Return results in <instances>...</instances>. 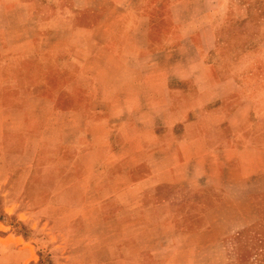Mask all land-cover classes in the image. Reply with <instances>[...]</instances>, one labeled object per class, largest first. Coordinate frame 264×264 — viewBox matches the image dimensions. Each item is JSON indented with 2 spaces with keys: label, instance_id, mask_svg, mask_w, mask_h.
<instances>
[{
  "label": "crops",
  "instance_id": "0c3cea01",
  "mask_svg": "<svg viewBox=\"0 0 264 264\" xmlns=\"http://www.w3.org/2000/svg\"><path fill=\"white\" fill-rule=\"evenodd\" d=\"M245 2L0 0L1 264H229L264 221Z\"/></svg>",
  "mask_w": 264,
  "mask_h": 264
},
{
  "label": "rangeland",
  "instance_id": "374dc122",
  "mask_svg": "<svg viewBox=\"0 0 264 264\" xmlns=\"http://www.w3.org/2000/svg\"><path fill=\"white\" fill-rule=\"evenodd\" d=\"M245 3L249 14L242 27L237 28L239 23H234L240 16L230 15L233 24L223 30L228 33L225 53L230 58V68L245 72V81L253 95L264 102V0H246ZM261 112H264V104ZM20 229L27 230L23 225ZM225 243L229 264H264V221L227 238ZM51 255L48 251L41 252L38 264H53Z\"/></svg>",
  "mask_w": 264,
  "mask_h": 264
}]
</instances>
